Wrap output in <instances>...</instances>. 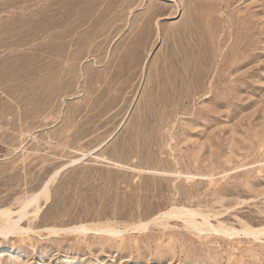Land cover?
<instances>
[{"label": "rangeland", "instance_id": "rangeland-1", "mask_svg": "<svg viewBox=\"0 0 264 264\" xmlns=\"http://www.w3.org/2000/svg\"><path fill=\"white\" fill-rule=\"evenodd\" d=\"M63 167L0 264H264V0H0V209Z\"/></svg>", "mask_w": 264, "mask_h": 264}, {"label": "bare ground", "instance_id": "bare-ground-1", "mask_svg": "<svg viewBox=\"0 0 264 264\" xmlns=\"http://www.w3.org/2000/svg\"><path fill=\"white\" fill-rule=\"evenodd\" d=\"M75 162L76 161H72L71 164L73 165V164H75ZM65 168L66 167H63L61 170L55 172L49 178V180L44 184V186L40 189L39 192H37L36 194L31 195L29 198H27V199H25L23 201H20L19 207L16 210H12L10 208L0 209V236H7L9 234H17V233H27V232L30 231L29 229L22 228L21 227V223L24 220L28 219L29 217H33V218L37 217V215L40 212V206L38 205L39 204L38 201L40 200V198H44L46 202L48 201V199H49L48 198L49 185L54 181L55 177L61 171H63ZM173 208H175V207H173ZM172 209H171V211L173 212ZM176 209H175L176 211H179L178 212L179 214H174L172 212L167 211V212L162 213V215L160 217H165V218H168V217L171 218V216H172V218L173 217H175V218L176 217H179V218L187 217V218H189L188 219V221H189L188 224H190V225L186 224V226H190L191 227V225H192V226H194L192 228L193 229H197V230H199L201 228V227H199V229H198L197 228L198 226L195 225V223H197V222L191 220L192 217H194V216L195 217H199L200 214L199 215L197 213L194 214L195 211L191 212L190 210L188 211L185 208H183V209L186 210V211L180 213V210H182V209H180V210H178V208H176ZM30 210H31V212H29ZM204 215H206V214H204ZM203 216H201V217H203ZM204 217H203V219H201L203 221V223L200 222V223H202L200 225L202 227H205L206 230H212V232L215 231L217 234L218 233H222V234L229 235V236L230 235L233 236L235 234L238 235L240 233V232L239 233L236 232V230H234V229L233 230L232 229L227 230V229H217L216 228L217 229L216 230L215 227L211 226V224L208 223V221H207L208 218H206V217L204 218ZM154 218L158 219V217H156V216ZM184 221H186V220L183 219V222ZM145 224L140 223L139 225H136V226L134 225L133 230L137 231V232H140V231L146 229L147 225H145ZM48 230L53 235H57L60 232H66V233L67 232H78V233H81V234L82 233L84 234V233H87V232H89V233H91V232L94 233L95 232V233H98V234L99 233L105 234L107 236H112V235H114L116 233H119L115 229H112V228H109V227L88 228V227H85L84 225H75V226L68 227V228H65V229H56V228L52 229L51 228V229H48ZM199 231H201V229ZM241 234H243L244 236H252V237L257 238L259 236H264V228L261 227L259 229H253L251 227H247L245 230H243L241 232Z\"/></svg>", "mask_w": 264, "mask_h": 264}]
</instances>
